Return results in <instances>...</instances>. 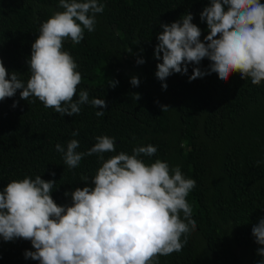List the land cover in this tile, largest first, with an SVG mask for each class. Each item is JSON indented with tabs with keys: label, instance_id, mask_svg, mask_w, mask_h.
Segmentation results:
<instances>
[{
	"label": "trees",
	"instance_id": "obj_1",
	"mask_svg": "<svg viewBox=\"0 0 264 264\" xmlns=\"http://www.w3.org/2000/svg\"><path fill=\"white\" fill-rule=\"evenodd\" d=\"M98 3L104 4V11L96 14L95 30H85L79 44L65 40L63 48L82 76L74 99L87 90L89 100L104 99L107 107L83 104L79 114L61 116L35 97L21 99L20 90L0 101V190L11 180L41 175L56 181L53 199L70 204V195L64 193L90 183L81 176L91 181L102 162L93 154L69 169L57 143L66 148L68 141L77 139V151H87L97 136L114 137L116 152L104 153L105 159L151 144L157 152L141 155L145 163L166 161L196 181L186 198L196 229L181 252L160 256L159 264H258L264 256L257 249L264 246L255 242L251 230L264 217V81L253 85L250 78L233 73L225 82L212 73L189 82L193 67L208 68L205 58L200 65L189 64L187 74L170 75L165 90L155 76L162 62L154 57L160 22L170 24L191 12L203 40L208 29L200 12L209 0ZM62 10L59 0H0V59L9 74L16 71L27 83V60L40 26ZM141 57L145 62L137 64ZM132 76L139 78V86L131 85ZM109 79L118 84L108 87ZM135 93L140 94L138 101ZM14 101L19 102L15 108ZM160 105L169 108L162 112ZM98 110L105 111L104 116L97 117ZM77 129L79 135L72 136ZM25 250H34L30 241L5 242L0 237V264H39L25 259Z\"/></svg>",
	"mask_w": 264,
	"mask_h": 264
},
{
	"label": "clouds",
	"instance_id": "obj_2",
	"mask_svg": "<svg viewBox=\"0 0 264 264\" xmlns=\"http://www.w3.org/2000/svg\"><path fill=\"white\" fill-rule=\"evenodd\" d=\"M59 7L63 10L42 22L31 45L27 60L31 75L26 84L16 71L9 74L0 59V101L20 90L21 99L35 97L61 116L79 114L83 104L104 109L106 101L89 100L87 90L74 99L82 76L72 55L63 48L65 40L79 44L85 30H95L96 14L104 11V4L98 0H59ZM200 19L208 29L203 40L191 12L170 24L160 22L162 31L157 34L154 57L162 61L155 71L162 88L167 89L170 75L187 74L189 64L200 65L205 58L210 61L208 68L193 67L189 82L212 73L227 82L233 73H239L242 79L250 78L253 85H260L264 81V3L209 0ZM144 62L142 57L136 61ZM130 83L139 86L140 80L132 76ZM117 84L109 79L108 87ZM134 98L138 101L140 94L135 93ZM18 103L14 101L12 107ZM160 107L162 112L169 108ZM104 114L103 110L95 113L97 117ZM78 135V129L72 132V136ZM95 139L87 151H77V139L68 141L66 148L59 143L55 146L69 169L93 154L102 162L91 181L81 176V181L90 183L64 193L70 195V204H58L51 195L56 181L41 175L11 180L0 190L3 241H30L34 250H25L24 257L39 264H159L160 256L181 252L196 229L186 199L196 181L185 178L179 166L170 167L166 161L145 163L141 155L151 157L157 152L151 144L134 147L132 154L120 151L105 159L104 153L116 152L115 138L101 135ZM251 231L255 242L264 246V217ZM257 254L264 256V247H259Z\"/></svg>",
	"mask_w": 264,
	"mask_h": 264
},
{
	"label": "rangeland",
	"instance_id": "obj_3",
	"mask_svg": "<svg viewBox=\"0 0 264 264\" xmlns=\"http://www.w3.org/2000/svg\"><path fill=\"white\" fill-rule=\"evenodd\" d=\"M125 10L129 11V10H130V8H129L128 6H125Z\"/></svg>",
	"mask_w": 264,
	"mask_h": 264
}]
</instances>
